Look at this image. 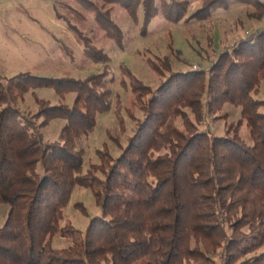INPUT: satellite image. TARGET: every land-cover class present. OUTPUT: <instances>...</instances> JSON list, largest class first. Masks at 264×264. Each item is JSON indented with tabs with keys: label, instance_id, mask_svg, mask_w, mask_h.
<instances>
[{
	"label": "trees",
	"instance_id": "16d2710c",
	"mask_svg": "<svg viewBox=\"0 0 264 264\" xmlns=\"http://www.w3.org/2000/svg\"><path fill=\"white\" fill-rule=\"evenodd\" d=\"M76 1L120 48L124 30L112 17L118 7L136 20L140 6L145 32L159 12L180 20L188 3ZM237 2L254 7L250 16L264 15L263 0H201L186 19ZM65 21L83 57L101 63L100 70L83 77L0 73V203L8 204L0 264H264V98L254 95L264 77V24L225 45L205 70H174L165 56L162 66L149 61L161 75L154 87L121 64L141 116L118 154L99 148V162L83 169L78 140L117 96L110 56ZM37 87L53 88L61 100L35 95L34 111L20 109L18 100ZM225 102L240 106V117L215 134L203 123ZM52 118L64 123L56 138L43 139L41 128ZM75 185L90 187L99 209L83 232L62 223ZM58 234L65 245H53Z\"/></svg>",
	"mask_w": 264,
	"mask_h": 264
},
{
	"label": "rangeland",
	"instance_id": "374dc122",
	"mask_svg": "<svg viewBox=\"0 0 264 264\" xmlns=\"http://www.w3.org/2000/svg\"><path fill=\"white\" fill-rule=\"evenodd\" d=\"M200 3L201 0H188L184 16L176 21L166 18L161 12L157 13L145 32L141 26L140 6L136 20L126 9L118 7L112 12V17L124 30L121 48L98 27L93 13L76 0H55L52 12L49 6L39 2L35 10L20 7L14 11L19 19H13L11 23L8 22L12 16L8 15L9 10L0 7V73L12 76L20 71H31L44 75L83 77L91 71L100 70L101 63L83 57L81 41L65 20L105 50L110 56L111 86L117 99L107 112L97 115L94 128L78 140V144L84 148L85 169L91 162H99V148L108 150L112 155L118 154L120 145L126 143L137 118L141 116L139 102L130 89L129 78L120 68L121 64L143 83L154 87L161 75L148 64L149 61L162 66L160 58L165 56L174 70L194 68V65L205 70L225 45L264 24V15L261 18L250 16L249 11L253 12L254 7L238 2L227 8H218L203 19H186ZM121 79L125 80V86L121 85ZM33 91L29 90L18 100L20 109L34 111L37 106L35 95L51 102L61 100L51 87H37ZM254 95L264 98V77ZM71 98L72 94L67 95L65 100L70 101ZM218 112V116H206L203 123L204 127L208 124L215 134L223 133L229 122L237 121L240 106L225 102ZM63 123L61 118L50 119L41 128L43 139L56 138ZM240 133L245 138L249 136L245 123L241 124ZM82 205L85 206V213L79 207ZM7 211L8 204L0 203V223L7 216ZM98 211L92 189L75 185L64 207L62 223L71 221L83 232L89 218ZM52 243L55 246L65 245L67 239L58 234L53 237Z\"/></svg>",
	"mask_w": 264,
	"mask_h": 264
},
{
	"label": "crops",
	"instance_id": "0c3cea01",
	"mask_svg": "<svg viewBox=\"0 0 264 264\" xmlns=\"http://www.w3.org/2000/svg\"><path fill=\"white\" fill-rule=\"evenodd\" d=\"M54 1L55 0H0V7L9 10L8 15L12 16L8 22L11 23L13 19H19L14 11L19 10L20 7H26L35 10L36 6L38 5L37 3L39 2L41 5L49 6L52 12Z\"/></svg>",
	"mask_w": 264,
	"mask_h": 264
},
{
	"label": "built area",
	"instance_id": "2783aa9c",
	"mask_svg": "<svg viewBox=\"0 0 264 264\" xmlns=\"http://www.w3.org/2000/svg\"><path fill=\"white\" fill-rule=\"evenodd\" d=\"M194 67H195V65H194Z\"/></svg>",
	"mask_w": 264,
	"mask_h": 264
}]
</instances>
